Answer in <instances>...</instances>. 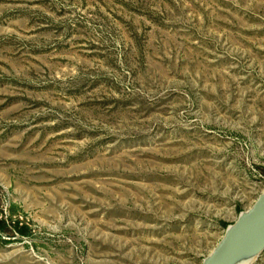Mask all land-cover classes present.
Here are the masks:
<instances>
[{
  "label": "rangeland",
  "instance_id": "rangeland-1",
  "mask_svg": "<svg viewBox=\"0 0 264 264\" xmlns=\"http://www.w3.org/2000/svg\"><path fill=\"white\" fill-rule=\"evenodd\" d=\"M263 192L264 0H0V264H202Z\"/></svg>",
  "mask_w": 264,
  "mask_h": 264
},
{
  "label": "water",
  "instance_id": "water-1",
  "mask_svg": "<svg viewBox=\"0 0 264 264\" xmlns=\"http://www.w3.org/2000/svg\"><path fill=\"white\" fill-rule=\"evenodd\" d=\"M264 254V192L229 226L202 264H255Z\"/></svg>",
  "mask_w": 264,
  "mask_h": 264
},
{
  "label": "trees",
  "instance_id": "trees-1",
  "mask_svg": "<svg viewBox=\"0 0 264 264\" xmlns=\"http://www.w3.org/2000/svg\"><path fill=\"white\" fill-rule=\"evenodd\" d=\"M4 224H5V222L2 221L1 224H0V227H3ZM18 229H19V231H20L22 234H26V232H27V229L24 228V227H23V228H18Z\"/></svg>",
  "mask_w": 264,
  "mask_h": 264
}]
</instances>
